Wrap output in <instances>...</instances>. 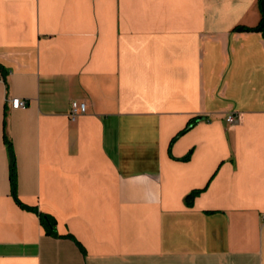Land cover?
I'll return each instance as SVG.
<instances>
[{
  "label": "crops",
  "instance_id": "1",
  "mask_svg": "<svg viewBox=\"0 0 264 264\" xmlns=\"http://www.w3.org/2000/svg\"><path fill=\"white\" fill-rule=\"evenodd\" d=\"M261 20V0H0V264H264Z\"/></svg>",
  "mask_w": 264,
  "mask_h": 264
},
{
  "label": "trees",
  "instance_id": "2",
  "mask_svg": "<svg viewBox=\"0 0 264 264\" xmlns=\"http://www.w3.org/2000/svg\"><path fill=\"white\" fill-rule=\"evenodd\" d=\"M261 10H262V20L257 28L259 31H264V0H261ZM238 30H245L248 31V28L245 27H237ZM6 142L9 149V155L11 159V182H12V192L15 197H17V177H16V163H15V156L14 150L11 144V141L6 137ZM197 192L191 193L187 196L186 200L188 204H191ZM17 202L21 203L18 199ZM32 209V208H31ZM41 223L45 228L46 232L50 235L57 236V221L53 216L47 214H40Z\"/></svg>",
  "mask_w": 264,
  "mask_h": 264
},
{
  "label": "built area",
  "instance_id": "3",
  "mask_svg": "<svg viewBox=\"0 0 264 264\" xmlns=\"http://www.w3.org/2000/svg\"><path fill=\"white\" fill-rule=\"evenodd\" d=\"M0 79V85L2 84ZM13 109H20L26 107V101L21 98H13L11 102ZM87 111V104L85 102L73 101L71 104L70 118L75 121L80 115L85 114ZM227 122L233 124L237 121L238 116L236 114H229L227 116Z\"/></svg>",
  "mask_w": 264,
  "mask_h": 264
}]
</instances>
